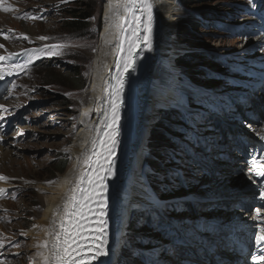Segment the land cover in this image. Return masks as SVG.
<instances>
[{"label": "rangeland", "instance_id": "1", "mask_svg": "<svg viewBox=\"0 0 264 264\" xmlns=\"http://www.w3.org/2000/svg\"><path fill=\"white\" fill-rule=\"evenodd\" d=\"M179 2L177 4L181 6L182 16L174 24L175 37L186 50L174 59V65L178 69V85H174L175 90L172 93L176 97L184 90L187 93L186 99L181 100L179 106H161L154 113L148 132L144 135V154L139 179L147 196L153 199V205L156 206L159 199H168L166 202L170 212L165 210L166 214L170 213L168 221L182 220L188 214L183 213L189 204L188 200L180 201L179 205L175 203V209L172 210L173 199H187L197 194L214 197L218 195L214 202L208 203V207H213V212L219 219H224L221 216L226 212L224 220L241 214L235 203L242 198H248L243 199L248 200L243 214L245 218L253 221L256 215L250 206L254 204L255 195L247 193L248 181L243 172L237 171L235 163L243 161V150L235 148L232 136L240 134L251 138L255 132L264 135V88L257 94H248L246 91L252 90L250 86L246 87L244 95L241 96L242 101L247 97L245 106H242L244 112L253 111L262 122H252V119H243V116L238 120L232 115L228 119L224 116V121L215 125L217 128L212 124L205 126L211 120H207L208 115L200 109L211 111L216 102L229 106L231 97L236 98L240 93V85L250 79L248 74L240 75L238 69L242 66L234 63L239 56L257 55L259 52L254 51L261 50L262 44L258 42L263 39L259 40L260 35L241 34L237 24L251 16L253 20L259 18L262 27L261 32L256 33L264 34V0ZM5 8L9 10L5 11ZM73 9L76 13L87 14L88 27L71 31L65 26L68 12ZM102 10L100 0H69L67 3H62L61 0H0V30L4 31V34H0V44L4 46L0 47V55L15 53L22 57L23 52L24 61L28 63L31 60L27 69L14 71L6 79H0V105L4 106L0 109V116L3 117L0 119V133L6 132L10 136L9 142L18 144L16 148L11 145L13 148L7 153L6 158L9 156L11 162L6 163V160L4 164V160H0V164H3L1 173L9 177L7 181L11 182L3 183L0 189L12 188L8 196L0 195V264L35 263V257L28 250L27 232L35 227L38 219L36 212L42 209V203L38 189L29 181L57 179L71 162L67 148L73 144L79 129L78 120L91 83L93 52L97 49L102 29ZM26 13L36 18L26 17ZM30 26L36 27L34 36L25 30ZM249 27L250 24L245 26ZM5 34L9 39H5ZM39 37L48 39L41 40ZM51 45L67 47L52 50L59 53L53 55L49 51ZM244 60H240L241 64H244ZM109 61L110 59L108 63ZM191 77L198 80L197 85L208 86L213 94L220 91L218 97L215 99L211 95H196L195 90L200 91V88L190 84L188 80ZM237 78L245 80L238 82ZM12 84L16 87L13 88ZM202 91L209 92V89ZM233 108L229 106L227 110ZM193 109L197 110L195 114L191 118L185 117ZM226 115H230V112ZM4 122L5 125L2 126ZM153 133H157V136ZM199 135L206 139L205 144L209 142L226 148L209 152L202 146ZM155 136L160 139L156 141ZM257 138L260 139L259 136ZM235 150L241 157L235 155ZM207 153H213L217 159H212L213 155L206 157L204 154ZM134 155L130 153L127 156L132 157L134 162ZM197 157L202 158L200 164H197ZM132 160L128 161V169H131ZM230 164L235 167L231 168ZM252 187L254 188L253 185ZM131 190L132 188L129 189ZM228 198L238 200L228 201ZM199 200L205 202L206 198L200 197ZM223 205L226 210H221ZM151 207L149 203H143L127 210V219L124 221L130 219L131 223L127 226L126 238L122 244L124 246L117 251L120 258L113 264H131L132 260L127 256L123 257L122 250L134 251L133 255L137 259L143 254V250L153 248L150 243L162 245L165 242L167 235L154 226V221L148 215ZM216 208L219 210L216 211ZM234 210L237 213L227 214ZM143 211L146 213L143 214ZM196 211L200 212L198 208ZM171 224L173 226L172 222ZM208 237L209 235L202 236L199 245H204ZM170 241L171 238L168 237L167 243L171 245L173 254L168 255L171 249L163 245L164 253L167 254L163 253L160 257L167 262L165 264H180L185 259L184 255L177 253ZM135 264H141V260L137 259Z\"/></svg>", "mask_w": 264, "mask_h": 264}, {"label": "bare ground", "instance_id": "2", "mask_svg": "<svg viewBox=\"0 0 264 264\" xmlns=\"http://www.w3.org/2000/svg\"><path fill=\"white\" fill-rule=\"evenodd\" d=\"M175 1L178 3L177 0ZM100 3L103 5L102 29L99 34L100 37L97 49L95 52H93L94 61L91 83L88 88V94L83 101V109L78 120L79 129L77 130V133L74 137L73 144L67 148L71 156V162L69 163L67 170L63 174L59 175L57 179L48 180L54 182L53 184L41 179L38 181L31 180L32 184L34 183L39 191L40 201L42 203V209L40 208V211L36 212L38 219L35 227L27 232V236L29 237L28 250L30 251L31 255L35 257L34 264H45L44 257L49 258V264H56L55 250L52 247L56 241L55 233L60 231L59 225L61 218L64 219L66 225L70 219V217L65 216L64 206L67 200L71 197L72 191L75 189L78 182V178L82 175L84 168L86 167L85 163L87 156L89 155L92 143L95 140L94 138L101 128L104 114L106 112V85L108 79L111 77V72L114 70L115 73L112 76V82L113 85H115V77L117 72L120 70L117 67L121 56V53L117 52V44L120 39L119 33L115 28L109 29L108 38L112 42L110 44H105L104 37L107 27L105 13L108 12L109 3L108 0H100ZM153 3L154 25L152 30L151 51L146 50L143 43H141V47L137 51L142 52V55L137 56L136 58L142 57L146 53L144 61L138 62L136 60V65H139V68L136 69L135 67V71H131V73L126 74L127 79L130 77V75H132V79H134V73H136L138 78L135 80L136 86L134 87V92L131 93L132 95L130 96L128 92L124 94L126 98L132 99L133 104L132 106L127 107L126 110L124 109L127 122H121L120 127L127 128L128 123H131V128L128 130L129 135L126 139L127 148L125 150V154L119 166L116 165L115 167V171L117 170V180L115 182L116 191L114 193L110 192L108 194L109 203L106 210L108 221L107 228L109 229L107 245L109 253L108 255L112 254V252L118 254L117 251L119 252L121 250L120 247L124 246L122 244H124L126 238L125 233L127 226H129L131 223L130 219L124 221L127 219V210H130L131 208L143 203H149V205H153V199L148 197L143 190V184L139 177H141V162L144 154V135L148 132V126L154 118V113H157L161 106H179L181 100L186 99L187 94L183 90V92L179 93L176 97H173L174 95L172 93L175 90L174 85H178L176 84L178 78V69L174 65V59L179 55V53L186 50V47L182 45L175 37L176 28L174 24L180 18V15L182 16V13L180 14L181 6L177 3L175 4L173 0H153ZM1 26L2 25H0V28ZM25 30L31 36H34L36 33L35 26L26 27ZM109 59L110 61L108 63ZM192 85L193 87L196 86L195 88L202 89V86L195 84ZM204 89L208 90L207 88ZM195 92H197V94L200 93V91L197 90H195ZM85 113H87V115H85ZM260 136L262 137L264 135ZM0 137H2V139H0V160H4V164L6 160V163H9L11 161L9 156L6 158L7 153H9L13 147L16 148L18 144L13 145L11 142H9L10 136L8 137L6 132L1 131ZM11 145H13L12 148ZM263 150L264 148H262V151ZM130 153L135 154L134 162L132 157L127 156ZM204 155L209 157L213 155V153H207ZM235 155L237 157H241L237 151ZM130 160H132L131 169H128L127 165L128 161ZM235 165L238 167L237 171L243 172L246 177L247 167H245L244 162L237 161ZM235 165L230 164V167L233 168ZM2 168L3 164H0V174L3 175V173H1ZM227 172L232 173L231 171ZM243 174H241V176ZM240 178H238L239 181L241 180ZM220 181L221 180H218V182ZM3 183L5 184L11 182L7 180H0V187L3 185ZM128 187L132 188V190L129 191L130 188ZM246 191L249 195H254V188L251 184L246 186ZM243 199L248 198L241 199V202H243L242 206L246 208L248 200L245 201ZM206 202L208 203V201ZM206 202L201 200L200 203H195V210H197V208L198 210L203 208L207 204ZM155 208L157 209V206H155ZM215 210L217 211L219 209L216 208ZM231 210L233 209L231 208ZM201 212L203 213L205 211L202 210ZM234 212L237 213V211L234 210L227 214H234ZM221 217L225 219L226 212ZM228 222L234 224L242 222V225L248 224V230L253 232L255 231V225L258 223V218L255 216L254 220L250 221L249 218H245L244 214H239L236 218L228 217L226 222H221L219 228L226 231L229 230L231 224H228ZM212 232H214V228ZM238 233L239 232H237V234ZM114 234L115 242L113 243ZM240 234L245 236L244 242L247 243L249 236L243 231L240 232ZM92 235H94V233H92ZM45 242H47L46 246ZM199 242L198 246L203 248L205 243L204 245H199ZM220 245H222V247L218 246L216 254H212L211 256L212 259L207 258V260L202 262L193 260L195 264H217L218 262L214 260V257L221 252L225 253L227 257H231L232 253L230 250L223 248V243ZM39 253H43V256L39 255ZM202 255H207V257H209V254L207 253H203ZM235 257L237 260L236 264H249V261L245 256ZM184 258L186 260L190 259L188 256H184ZM112 259H115V256H111L108 260ZM185 259H182V261H186ZM240 260H242V262H240ZM182 261L180 264H184ZM218 264L235 263L232 261H227Z\"/></svg>", "mask_w": 264, "mask_h": 264}, {"label": "snow or ice", "instance_id": "3", "mask_svg": "<svg viewBox=\"0 0 264 264\" xmlns=\"http://www.w3.org/2000/svg\"><path fill=\"white\" fill-rule=\"evenodd\" d=\"M62 3H67L69 0H61ZM109 9L105 13V21L107 22L104 42L110 44L112 41L108 38V30L111 28L117 29L119 33V41L117 44V52L121 53L120 61L117 64L118 69L115 77L116 84L110 85L112 89L109 92V111L104 114L103 139L100 141L101 152H94L93 154L99 158L104 155L107 167L99 164L97 159V165L99 168L106 171L107 175H114L115 161L112 157L115 155V148L118 143V136L120 134V109L124 105V88L127 82V73L135 71L136 57L142 55V52L137 51L143 43L144 48L151 51L152 48V30L154 25L153 0H108ZM8 11V8L4 9ZM122 10V13H121ZM26 17L35 19L30 13L25 14ZM95 19V17H92ZM0 34H4L3 30H0ZM24 38H27L26 36ZM5 39L9 37L5 34ZM38 39L45 40L47 37H39ZM127 45L126 48L124 45ZM87 45H78V47H86ZM0 47H4L0 44ZM48 47V46H46ZM67 47V45H51L49 51L53 54H59L58 51H52L54 49H60ZM95 51V49H93ZM15 53H9L7 56L0 55V79H4L6 75H12L14 71H20L27 69L31 60L26 64H9L7 68L4 66V61L10 60ZM12 87H16L12 84ZM9 95L11 92L9 91ZM65 95H71V93H65ZM7 98V97H5ZM4 106L0 105V109ZM7 111V109H4ZM87 115V113H85ZM0 119H3L0 116ZM264 139V136L261 137ZM2 139V137H0ZM96 147V141H93V148ZM260 161H264V157L260 158ZM257 159L252 160V167L249 168V172L255 171L256 175L264 176V163H261ZM6 177L0 174V180H7ZM84 181V175L78 178L75 189L72 191L71 197L67 200L64 206L65 216L70 217L67 225L64 219L60 220V231L55 233L56 241L52 245L55 250L56 264H92V261L97 260L101 256H107L108 253V233H107V198L103 195L107 190V186L104 184V176L100 172L93 173L88 178L89 187L87 189L82 188L80 185ZM29 183H32L29 181ZM48 183H54L48 181ZM99 190V191H98ZM4 189H0V195L4 193ZM76 192L80 193V198L76 196ZM99 195L101 199L97 202L95 198ZM264 197V192L261 193ZM15 198V197H13ZM96 202L97 209L94 215L97 217L95 221V227L89 228V218L87 213L93 212L90 204ZM259 213V209L257 210ZM94 233V235H92ZM256 243L260 245L264 243V224L260 225V234L256 236ZM47 242H45L46 246ZM87 249V253H85ZM43 256V253H39ZM84 255H88L87 261L83 259ZM80 257V259H77ZM45 264H49V258L44 257ZM254 259L258 264H264V255L256 256Z\"/></svg>", "mask_w": 264, "mask_h": 264}, {"label": "trees", "instance_id": "4", "mask_svg": "<svg viewBox=\"0 0 264 264\" xmlns=\"http://www.w3.org/2000/svg\"><path fill=\"white\" fill-rule=\"evenodd\" d=\"M177 1L179 2V0H177ZM179 4L181 5L180 2H179ZM68 14H69L68 17L66 15L67 18L65 19L66 21L64 23H65V26L68 27L69 30L76 31V30H82V29L88 27V24H87L88 22L86 20L88 18V16L85 12H82V13L77 12L76 13V10L73 9V10H69ZM76 78L78 79L77 74H76ZM190 79L192 82L198 81L197 79H195L193 77H191ZM165 120L166 119H164V121ZM164 121H162V122H164ZM153 134L157 136V133H153ZM156 136H155V140L158 141L160 138H157ZM133 252L131 250L129 251V249L124 250L125 256H128L129 258H133V256H134Z\"/></svg>", "mask_w": 264, "mask_h": 264}, {"label": "water", "instance_id": "5", "mask_svg": "<svg viewBox=\"0 0 264 264\" xmlns=\"http://www.w3.org/2000/svg\"><path fill=\"white\" fill-rule=\"evenodd\" d=\"M195 84H199V82L197 81V82H194Z\"/></svg>", "mask_w": 264, "mask_h": 264}]
</instances>
